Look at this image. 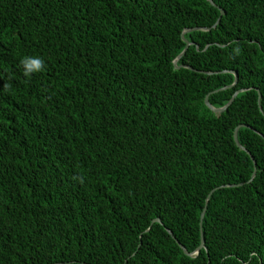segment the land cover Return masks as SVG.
<instances>
[{
  "label": "trees",
  "instance_id": "obj_1",
  "mask_svg": "<svg viewBox=\"0 0 264 264\" xmlns=\"http://www.w3.org/2000/svg\"><path fill=\"white\" fill-rule=\"evenodd\" d=\"M213 3L0 0V264H264V0Z\"/></svg>",
  "mask_w": 264,
  "mask_h": 264
},
{
  "label": "water",
  "instance_id": "obj_2",
  "mask_svg": "<svg viewBox=\"0 0 264 264\" xmlns=\"http://www.w3.org/2000/svg\"><path fill=\"white\" fill-rule=\"evenodd\" d=\"M212 5H214L215 6V4L213 3V0H208ZM225 12H224V10H221V15H223ZM220 20V19H219ZM219 20H218V22H219ZM184 41H185V43H186V47H185V49H184V51L178 56V58L174 61V65L176 66V68H180L179 66H177V61L179 60V59H181L183 56H184V54L186 53V51H187V49L189 48V46H190V42H188L186 39H184ZM182 67H184V68H187V69H190V70H194V71H196L195 69H193L192 67H190V66H185V65H183ZM234 75H235V81H234V84L233 85H231V86H229V87H226V88H230V87H232V86H234L236 83H237V81H238V74L236 73V72H234ZM226 88H222L221 90H223V89H226ZM219 90H217V91H215V92H218ZM237 94H238V92L236 93V94H234V96L232 97V99L230 100V102L227 104V105H225L224 107H222V108H215V107H213L211 104H210V102H209V95H207L206 96V98H205V104H206V106L209 108V109H211L214 113H216V114H220V113H222V112H224L225 110H227V108L230 106V104L234 101V99L236 98V96H237ZM262 110V109H261ZM240 126H245V125H240ZM239 126V127H240ZM239 127H237L236 128V130H235V133H234V140H235V142H236V144H237V146L239 147V148H241L242 150H244V151H246L249 155H250V157H251V159L253 160V163H254V167H255V169H254V172H253V175H252V179L255 177V175H256V171H257V169H256V161L254 160V158H253V156L250 154V152L248 151V150H246L244 147H242L241 145H240V143H239V141H238V136H237V130H238V128ZM263 138H264V136H263ZM233 186H237V185H233ZM217 189V188H216ZM216 189H213L211 192H210V194H209V196H208V198L215 192V190ZM205 212H206V207L204 208V210H203V212H202V214H201V221H200V225H201V243H200V246H199V248H198V250H197V253H198V251L199 250H201V249H203L204 247H205V240H204V236H203V232H202V221H203V218H204V216H205ZM153 222H157V223H161V220L159 219V218H156V219H154L153 220ZM168 232L170 233V235L173 237V239H175L176 240V238L174 237V235H173V233L170 231V230H168ZM177 241V240H176ZM177 243L179 244V246L183 249V251H184V253L186 254V255H188V256H191L192 254H190L189 252H187V250L177 241Z\"/></svg>",
  "mask_w": 264,
  "mask_h": 264
},
{
  "label": "clouds",
  "instance_id": "obj_3",
  "mask_svg": "<svg viewBox=\"0 0 264 264\" xmlns=\"http://www.w3.org/2000/svg\"><path fill=\"white\" fill-rule=\"evenodd\" d=\"M241 49L238 46L234 47V52L239 54ZM20 65L26 77H30L33 73L44 71L46 64L42 57L37 55H27L21 58Z\"/></svg>",
  "mask_w": 264,
  "mask_h": 264
}]
</instances>
